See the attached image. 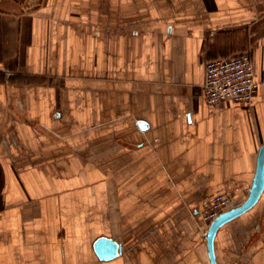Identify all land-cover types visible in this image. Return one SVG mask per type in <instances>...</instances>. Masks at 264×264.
Instances as JSON below:
<instances>
[{"label":"crops","instance_id":"crops-1","mask_svg":"<svg viewBox=\"0 0 264 264\" xmlns=\"http://www.w3.org/2000/svg\"><path fill=\"white\" fill-rule=\"evenodd\" d=\"M243 51L253 102L208 104ZM263 143L264 0H0V264H212L201 200L241 203ZM214 249L264 264V192Z\"/></svg>","mask_w":264,"mask_h":264},{"label":"built area","instance_id":"built-area-1","mask_svg":"<svg viewBox=\"0 0 264 264\" xmlns=\"http://www.w3.org/2000/svg\"><path fill=\"white\" fill-rule=\"evenodd\" d=\"M259 82L256 79L254 62L249 51L226 57L208 59L205 63V78L202 92L210 105L227 101L249 105L257 93ZM239 187H233L207 195L200 203L198 215L206 225L203 236L211 221L222 211L232 206ZM249 190L246 191L248 194Z\"/></svg>","mask_w":264,"mask_h":264},{"label":"water","instance_id":"water-1","mask_svg":"<svg viewBox=\"0 0 264 264\" xmlns=\"http://www.w3.org/2000/svg\"><path fill=\"white\" fill-rule=\"evenodd\" d=\"M264 192V143L261 145L255 174L246 198L239 204L234 205L219 213L210 223L207 229V247L212 264H218L214 249V240L218 229L228 221L243 214L252 208L261 198ZM96 250L100 257L109 259L119 253V244L109 237H101L95 243Z\"/></svg>","mask_w":264,"mask_h":264},{"label":"rangeland","instance_id":"rangeland-1","mask_svg":"<svg viewBox=\"0 0 264 264\" xmlns=\"http://www.w3.org/2000/svg\"><path fill=\"white\" fill-rule=\"evenodd\" d=\"M38 2H39V1H38ZM205 197H206V196H205ZM205 197H204V198H205ZM204 198H202L201 202L203 201ZM205 228H206V225L202 223V228H201V236H202V237H203V232L205 231Z\"/></svg>","mask_w":264,"mask_h":264}]
</instances>
